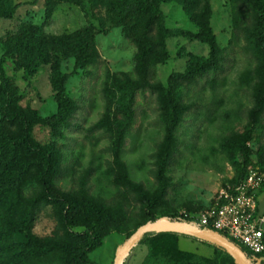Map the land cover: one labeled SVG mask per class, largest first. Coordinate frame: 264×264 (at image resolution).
Returning a JSON list of instances; mask_svg holds the SVG:
<instances>
[{"label": "trees", "instance_id": "obj_1", "mask_svg": "<svg viewBox=\"0 0 264 264\" xmlns=\"http://www.w3.org/2000/svg\"><path fill=\"white\" fill-rule=\"evenodd\" d=\"M167 1L79 0L88 5L89 24L72 33L45 32L44 26L53 15V7H50L41 24H26L10 38H0L3 46V56H0V214L4 217L7 234L24 237L17 252L0 264H97L91 259V252L101 247L111 233L129 231L134 220L130 212L132 206H138L139 219L135 220L134 229L128 236L159 217L188 221L189 213L200 210L186 204L188 215L172 211L168 199L172 187L168 172L181 147L180 129L192 108L180 92L201 84L210 73L216 76L223 71L226 47L220 44L212 27V0H180L186 14L199 28L194 36L208 44L211 53L208 58L193 55L187 71L173 75L171 87H166L157 77V68L168 59L170 31L165 25L162 9ZM234 1L238 12L245 9L252 12L251 24L244 30L254 68L242 75V81L252 85L249 127L243 132L229 133L222 141V150L238 174L232 184L247 175L253 154L250 142L255 138L258 140L257 163L264 167V141L262 134L255 135L256 128L264 129V0ZM103 2L106 3V14L98 26L93 22V10ZM22 5L14 0H0V18H12ZM113 26H121L137 50L133 73L112 74L105 67L102 83L105 109L99 120L86 129L90 134L102 132L111 141L113 160L106 173L113 178L117 192L106 200L93 194L89 187L92 169L79 177L74 189H62L57 181L70 169L64 143L66 131L80 127L77 118L83 107L82 100L70 92L69 82L80 68L84 74H90L103 64L97 35L108 32ZM56 55L74 57L75 66L73 71H63L55 61L52 86L58 109L54 115L45 117L29 102L23 104L24 95L7 73V58H12L16 67L31 77L42 64L53 62ZM216 78L210 83L213 84ZM114 85H121L126 100L122 112L129 119L136 114L140 94L149 90L156 97L162 138L157 140L154 153L157 186L153 190L131 177L122 158L130 129L117 131L116 115L109 107V94ZM36 126L48 127L53 140L40 141L35 136ZM28 189L31 190L28 192ZM47 206L52 209L55 226L50 234L40 236L34 232L35 221L41 208ZM179 237L180 234L172 232L147 233L140 242L148 247L142 264H225L215 256L183 250ZM200 241L225 252L212 243ZM239 245L250 258L251 253ZM226 264H235V260L232 258Z\"/></svg>", "mask_w": 264, "mask_h": 264}, {"label": "rangeland", "instance_id": "obj_2", "mask_svg": "<svg viewBox=\"0 0 264 264\" xmlns=\"http://www.w3.org/2000/svg\"><path fill=\"white\" fill-rule=\"evenodd\" d=\"M23 5L12 18H0V38H10L26 24H41L46 11L53 7L50 22L44 30L50 34L62 35L72 33L89 24L88 5L79 0H14ZM105 1V0H103ZM213 16L211 19L214 32L223 47H226L227 60L224 70L214 76L210 73L201 84L189 86L180 93L185 102L192 105L187 112L186 121L180 129L181 147L175 154L168 176L172 187L168 195L172 211L187 209L186 204L203 209L214 202L222 188L232 184L238 174L222 150V141L229 133L243 132L249 127L248 111L253 106L252 85L242 81V75L254 68V61L248 50L249 44L245 28L251 24V10L237 11L234 0H212ZM165 25L170 31L167 39L168 59L157 68V77L166 87H171L173 75L185 73L193 55L208 58L211 49L208 44L194 36L199 32L197 25L184 11L180 0H169L162 6ZM93 22L99 26L106 14V3H100L93 10ZM188 32L193 35L187 34ZM97 45L103 64L90 74H84L80 68L69 82V90L75 98L83 102L78 113L77 123L80 127L66 131L65 150L70 169L68 174L58 179L57 184L65 190L78 186L79 177L92 169L89 187L93 194L110 200L117 192L113 178L106 171L113 160L111 141L102 132L90 134L86 129L99 120L104 109L102 83L105 67L112 74L133 73L136 46L125 36L121 26H113L108 32L97 35ZM0 56L3 46L0 43ZM59 62L63 71H73L75 59L72 56H55L51 63H44L39 71L29 77L16 67L12 58H7V73L19 87L25 99L40 113L47 117L57 112L58 104L52 86L53 65ZM217 77L213 84L210 83ZM126 100L121 85H114L109 94V107L115 116L117 131L130 129L127 145L122 153L131 177L143 182L149 189L156 188L154 176L156 142L162 138L159 121V109L155 95L151 91L140 94L136 114L133 119L125 117L122 112ZM264 129L256 128L255 135ZM35 136L43 142L53 140L50 129L35 127ZM253 150L249 169L264 167L258 161V140L250 142ZM239 160H243L239 156ZM32 189V188H31ZM31 189H28L29 192ZM260 205L264 208V190L259 194ZM138 206H132L130 212L134 219L126 233L113 232L107 236L101 247L91 252L90 256L97 264H113L116 249L130 236L135 220L139 219ZM55 226V219L50 206L39 211L34 232L40 236L48 235ZM82 228H79L81 230ZM7 226L0 214V262L11 258L24 240L21 234H7ZM181 248L200 255L211 256L214 246L195 238L181 235ZM141 245L132 252L137 253ZM223 263H229L233 256L227 251L216 249L213 255ZM234 259V258H233ZM255 264V262H254Z\"/></svg>", "mask_w": 264, "mask_h": 264}, {"label": "built area", "instance_id": "obj_3", "mask_svg": "<svg viewBox=\"0 0 264 264\" xmlns=\"http://www.w3.org/2000/svg\"><path fill=\"white\" fill-rule=\"evenodd\" d=\"M264 188V170L249 169L238 183L222 188L214 202L194 213L189 222L212 229L244 246L257 264H264V208L259 194Z\"/></svg>", "mask_w": 264, "mask_h": 264}, {"label": "water", "instance_id": "obj_4", "mask_svg": "<svg viewBox=\"0 0 264 264\" xmlns=\"http://www.w3.org/2000/svg\"><path fill=\"white\" fill-rule=\"evenodd\" d=\"M150 232H172L194 237L224 249L233 256L235 264H254L253 259L247 257L239 244L222 233L212 229L200 228L189 221L172 220L169 216H162L155 221H148L136 229L123 244L117 247L113 264H125L129 254L141 242L142 238Z\"/></svg>", "mask_w": 264, "mask_h": 264}, {"label": "crops", "instance_id": "obj_5", "mask_svg": "<svg viewBox=\"0 0 264 264\" xmlns=\"http://www.w3.org/2000/svg\"><path fill=\"white\" fill-rule=\"evenodd\" d=\"M139 245H141L140 250L137 253L131 252L126 259L125 264H142L143 263V261L145 260L147 254H148V247L144 243H139L137 246H139ZM179 245H180V237H179ZM183 250H185V249H183ZM187 251H189V250H187ZM215 252H216V250L214 248L213 255L215 254ZM213 255H211V256H213ZM204 256H206V255H204Z\"/></svg>", "mask_w": 264, "mask_h": 264}]
</instances>
